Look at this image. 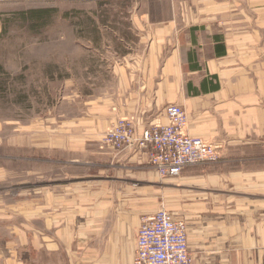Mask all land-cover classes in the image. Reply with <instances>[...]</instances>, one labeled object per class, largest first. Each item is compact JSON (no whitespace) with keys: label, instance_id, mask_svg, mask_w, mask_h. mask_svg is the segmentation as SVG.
<instances>
[{"label":"crops","instance_id":"1","mask_svg":"<svg viewBox=\"0 0 264 264\" xmlns=\"http://www.w3.org/2000/svg\"><path fill=\"white\" fill-rule=\"evenodd\" d=\"M119 1L130 3L117 14L130 16L137 43L118 57L112 83L88 95L80 118L61 123L57 136L13 145L29 153L30 190L19 175L12 193L0 160V264H130L138 210L119 181L151 172L142 155L101 150L100 140L117 118L135 120L138 132L167 124L168 105L184 110L189 136L220 153V174L186 169L175 209L166 208L186 222L192 264H264V169L247 168L264 162V0H168L159 20L138 0ZM73 148L85 154L64 164L98 169L38 173L37 163H59L46 154Z\"/></svg>","mask_w":264,"mask_h":264},{"label":"rangeland","instance_id":"2","mask_svg":"<svg viewBox=\"0 0 264 264\" xmlns=\"http://www.w3.org/2000/svg\"><path fill=\"white\" fill-rule=\"evenodd\" d=\"M138 1L142 9L149 8L153 12L150 15L153 20L167 16L162 10H166L168 0ZM129 6V2L119 0L0 1V131L3 140L0 160L6 163L7 184L12 193L21 187L22 191L30 190L31 184L29 165L24 161L28 160L29 153L23 149L17 152L13 145L27 143L32 138L41 143L47 137L57 136L61 123L80 118L88 95H98L112 83L111 74L118 57L135 49L137 33L131 29L130 16L117 14L124 13ZM39 8L55 10L47 17L45 26L38 29L30 15H21ZM100 149L109 150L102 143ZM76 150L46 154L59 163L52 167L37 163L38 173L59 179L64 173L72 177L89 172L90 167L62 162L85 154ZM44 155L38 153V156ZM18 159L22 160L19 167L14 164ZM219 159L217 163L207 164L208 170L197 171L195 175L220 174ZM188 168L192 167L182 172ZM247 168L262 170L264 162L252 163ZM96 169L98 167L91 165V171ZM148 169L149 175L142 177L138 170H133L127 181H119L135 194L138 224L142 217L150 216L161 207L175 209L176 192L181 193V188H177L181 174L177 178L159 179ZM19 175L23 179L21 187L13 183ZM224 189L228 190L223 186L214 192ZM253 190L247 189L249 194H253Z\"/></svg>","mask_w":264,"mask_h":264},{"label":"built area","instance_id":"3","mask_svg":"<svg viewBox=\"0 0 264 264\" xmlns=\"http://www.w3.org/2000/svg\"><path fill=\"white\" fill-rule=\"evenodd\" d=\"M167 124L138 132L135 120L117 118L104 133L102 146L115 153L143 156V164L159 179L177 178L187 167L217 163L219 148L187 133L188 118L178 105L164 109ZM135 257L130 264H192L187 225L166 208L140 220Z\"/></svg>","mask_w":264,"mask_h":264},{"label":"trees","instance_id":"4","mask_svg":"<svg viewBox=\"0 0 264 264\" xmlns=\"http://www.w3.org/2000/svg\"><path fill=\"white\" fill-rule=\"evenodd\" d=\"M54 10H48V9L39 8V10L27 11L25 14H22L21 16L25 17L26 14L30 15L31 19H33L34 26L39 29L40 27L45 26V24L48 22L47 21V17L51 13V11L54 12ZM4 23H5V21H4ZM4 29L5 28L3 27L2 28V32L4 31Z\"/></svg>","mask_w":264,"mask_h":264}]
</instances>
